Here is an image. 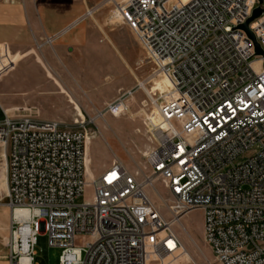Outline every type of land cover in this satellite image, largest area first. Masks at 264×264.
<instances>
[{
    "label": "built area",
    "instance_id": "built-area-1",
    "mask_svg": "<svg viewBox=\"0 0 264 264\" xmlns=\"http://www.w3.org/2000/svg\"><path fill=\"white\" fill-rule=\"evenodd\" d=\"M106 3L133 33L153 76L169 80L149 98L160 123L144 118L153 141L144 171L115 159L87 181L84 116L68 124L3 109L7 263L35 264L42 229L47 244L60 248L58 264H164L182 247L174 225L200 209L204 239L220 264H264V53L256 55L239 28L260 7L248 28L264 51V0ZM97 9L86 7L63 32ZM134 93L123 90L106 112L123 113ZM157 178L171 195L168 216L146 193ZM88 187L90 196L76 203Z\"/></svg>",
    "mask_w": 264,
    "mask_h": 264
},
{
    "label": "rangeland",
    "instance_id": "rangeland-1",
    "mask_svg": "<svg viewBox=\"0 0 264 264\" xmlns=\"http://www.w3.org/2000/svg\"><path fill=\"white\" fill-rule=\"evenodd\" d=\"M90 6L98 7L93 15L99 27L88 17L58 38L46 35L44 27L58 32ZM39 9L44 10L43 16ZM110 10L106 0H0V119L4 116L2 108L9 115H31L68 124L77 114H83L87 121V181L115 159L131 172L144 171L143 154L153 141L143 121L152 105L136 85L144 81L154 97L162 91L161 77L153 76L152 65L144 60V51L133 33L110 16ZM72 34L76 40L71 44L64 39ZM50 78L63 87L62 92ZM166 86L169 87H162ZM130 88H135V93L128 99L127 109L123 113L121 108L114 114L106 112V104ZM3 176L4 168L0 180ZM146 191L160 212L168 216L166 203L171 195L164 182L157 178L153 188L148 186ZM5 194L0 186V264H8L5 238L9 209ZM89 196L88 187L75 201L80 203ZM159 196L166 200L165 204ZM202 223V210L193 209L174 225L182 247L167 256L164 264H220L204 239ZM81 242L79 239L77 244ZM59 255L60 248L50 247L41 229L35 245V264H58Z\"/></svg>",
    "mask_w": 264,
    "mask_h": 264
},
{
    "label": "bare ground",
    "instance_id": "bare-ground-1",
    "mask_svg": "<svg viewBox=\"0 0 264 264\" xmlns=\"http://www.w3.org/2000/svg\"><path fill=\"white\" fill-rule=\"evenodd\" d=\"M93 16V14L90 16V18ZM111 16V15H110ZM113 18H117L114 14H113ZM119 19V18H118ZM120 21V19H119ZM48 42H50V40L48 39ZM39 48L41 47L40 44L37 45ZM160 80H162L163 83H161V85H159L161 88L162 91H165L167 90L169 87H162L164 85H169V80L166 78V77H161ZM139 84H140V87L143 89V91L148 95V97L153 100H155V97L150 93V91L148 90V86L144 83V81H138ZM158 85H154L153 88H158L159 87ZM161 91V92H162ZM151 113H146V117L151 121V124L153 125H158L160 123V117L158 116L157 112H156V106L155 105H152V110H150ZM102 114V113H101ZM83 114H77V117H82ZM149 127H151L149 125ZM126 167V166H125ZM4 168V167H3ZM127 168V167H126ZM128 169V168H127ZM129 170V169H128ZM0 186L5 190V192L7 191V183H6V174H5V168H4V176L2 178V180H0ZM151 187L153 188V185H151ZM147 195L149 196L148 192L146 191ZM160 197V196H159ZM150 198V197H149ZM161 199V202H163L165 204L164 201L166 200H162L163 198L160 197ZM151 200V198H150ZM152 201V200H151ZM153 202V201H152ZM154 203V202H153ZM166 207H167V203H166ZM168 209V207H167ZM16 217H19V218H25L27 217V212L26 211H22V210H17L16 211ZM186 217V214H184L180 220L177 221V223H181V221Z\"/></svg>",
    "mask_w": 264,
    "mask_h": 264
},
{
    "label": "crops",
    "instance_id": "crops-1",
    "mask_svg": "<svg viewBox=\"0 0 264 264\" xmlns=\"http://www.w3.org/2000/svg\"><path fill=\"white\" fill-rule=\"evenodd\" d=\"M40 10V12H41V16H43L44 15V10L43 9H39ZM92 18V20H93V22H95V24H97V23H99L98 21H97V19H95V17H94V15L91 17ZM74 20V19H73ZM72 20V21H73ZM82 22L83 21H80L78 24H82ZM97 22V23H96ZM69 24V23H68ZM67 24V25H68ZM77 24V25H78ZM66 25V26H67ZM76 25V26H77ZM65 26V27H66ZM97 26H98V24H97ZM65 27H63L60 31H58V32H54V31H52L51 30V28L50 27H44L45 28V33H46V35H48V36H53V35H57L56 36V38H58V37H60V36H62L64 33H66V32H63V30H64V28ZM99 27V26H98ZM81 31V30H80ZM48 39L50 40V42L52 41V39L50 38V37H48ZM69 39V40H68ZM64 40H66V41H70V43L72 44L75 40H76V36L75 35H73L72 34V36L70 35V36H68L66 39H64ZM108 41H109V43L113 46V48H115V50L118 52V54H119V56H120V58H122L123 59V56H122V54H121V52L118 50V48L116 47V45L110 40V39H108ZM51 79V78H50ZM52 81H53V83H54V85L56 86V88L58 89V92H62L63 91V87L57 82V81H55L54 79H51ZM3 109L4 108H2V111H3ZM110 163H107V164H105V166L104 167H106V166H108ZM103 167V168H104ZM100 172V171H99ZM98 174V173H97ZM7 239V237L5 238V240Z\"/></svg>",
    "mask_w": 264,
    "mask_h": 264
},
{
    "label": "water",
    "instance_id": "water-1",
    "mask_svg": "<svg viewBox=\"0 0 264 264\" xmlns=\"http://www.w3.org/2000/svg\"><path fill=\"white\" fill-rule=\"evenodd\" d=\"M259 1L261 2V0ZM261 12H262V9L260 7L256 8L252 16L248 18L243 24L239 25V28L243 29L247 33L248 37L253 41L256 55H263L264 51L256 43L252 32L248 28V23L252 21L254 18L258 17L261 14ZM263 67H264V62H263Z\"/></svg>",
    "mask_w": 264,
    "mask_h": 264
}]
</instances>
